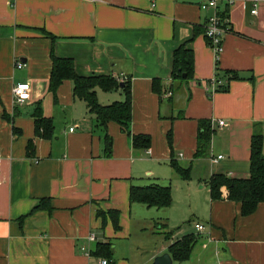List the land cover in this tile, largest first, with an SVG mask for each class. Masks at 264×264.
Here are the masks:
<instances>
[{
	"label": "crops",
	"instance_id": "obj_1",
	"mask_svg": "<svg viewBox=\"0 0 264 264\" xmlns=\"http://www.w3.org/2000/svg\"><path fill=\"white\" fill-rule=\"evenodd\" d=\"M201 1L0 0V264H102L105 258L93 255L97 244L111 240L115 252L114 240L129 236L137 219L146 231L143 264H154L191 233L197 242L190 258L172 264H264V202L243 215L227 187L223 198L212 200L209 186L214 174L249 177L252 136L264 134V0H219L227 32L218 65L205 35L214 10L201 9ZM183 44L194 52V76L174 80V53ZM52 54L73 59L80 75L121 82L112 91L97 89L102 104L125 100L123 82H129L131 133L149 135L150 147L135 148L132 136L111 121L112 154L105 156L104 132L86 102L74 98L73 81L62 82L56 99L49 91ZM17 60L25 65L18 68ZM217 77L226 88L216 89ZM20 83L30 84L23 105L13 95ZM39 104L54 120L52 139L35 137ZM203 121L213 134L197 157ZM31 138L35 156L27 157ZM172 161L190 169L189 180ZM151 184L171 186L170 206L130 201L131 186ZM180 192L190 204L202 195L204 206L200 220L187 221L193 231L175 235L165 227ZM41 202L45 207L34 210ZM99 209H118L121 230L109 216L103 226Z\"/></svg>",
	"mask_w": 264,
	"mask_h": 264
},
{
	"label": "trees",
	"instance_id": "obj_2",
	"mask_svg": "<svg viewBox=\"0 0 264 264\" xmlns=\"http://www.w3.org/2000/svg\"><path fill=\"white\" fill-rule=\"evenodd\" d=\"M222 18L226 17L225 12L221 13ZM218 54L216 65H218ZM52 71L49 81V91L56 99L57 91L65 79L73 81L74 98L86 102L89 113L95 117L96 126L104 132V155L109 157L112 154L113 140L108 133V123L113 121L122 126V129L132 136V142L135 148L147 149L151 144V137L147 134H132V94L129 82H123L125 100L114 101L110 104H102L97 95V89L103 91H112L120 88L121 82L111 75H92L83 76L76 72L74 61L71 58H60L52 54ZM231 74V73H230ZM173 79L184 80L191 79L194 76V52L187 45H181L175 50L173 59ZM235 74H232L234 77ZM217 82V90L226 88L218 83L221 80L214 79ZM159 83L155 82L154 89L160 94ZM34 133L35 137L43 139H52L55 132L54 120L51 117L44 116L41 104L37 105L34 113ZM20 129L14 128L18 133ZM213 129L209 123L203 121L200 123L198 135L197 157L205 154L212 138ZM264 134L255 130L251 140L250 157V175L247 178H231L225 174H214L209 179L210 196L212 200L223 198L222 187H227V198L241 206V213L249 215L253 213L258 205L264 202V152H263ZM35 139H29L26 147L27 157L35 156ZM172 166L176 172L185 180L190 179V169L181 167L177 162L172 161ZM172 189L169 185L151 184L145 186H131L130 201L143 203L148 207H168L172 204ZM44 201V200H43ZM41 202L34 210L44 208ZM98 217L102 219L105 225L107 216L112 220L114 229L121 230L120 211L110 209L107 212L98 210ZM171 235V233L169 234ZM197 242L195 234H187L177 239L169 246V252L173 259L184 261L190 258L192 249ZM93 255L107 259L108 263H114V247L111 240L99 242Z\"/></svg>",
	"mask_w": 264,
	"mask_h": 264
},
{
	"label": "rangeland",
	"instance_id": "obj_3",
	"mask_svg": "<svg viewBox=\"0 0 264 264\" xmlns=\"http://www.w3.org/2000/svg\"><path fill=\"white\" fill-rule=\"evenodd\" d=\"M201 196L202 195H199V199H191L192 204H190V202L186 201V199L183 197V194L180 192V197L177 196L176 202L173 203L172 207L169 209L172 211L170 222L168 221L169 228H165L174 230L175 235H181V232H179L180 229L193 231L194 226L191 222L188 223L187 221L191 218L192 221L201 219L200 212L202 211V205L204 206V200ZM191 206L195 207L196 209L193 210ZM130 227L132 231L130 230L131 233L129 236H126V238H119L114 240L115 244L117 243V248L114 252V260L116 261L115 264H118L119 262L121 264V262L123 261H128L135 264H143V254L144 250H146L147 248L145 246H142L144 245L142 243L146 242V240L143 241L142 238H146L143 235V233L146 231H141L142 225L140 224V221L138 219L133 221ZM152 230L154 231L153 225ZM150 243L151 241L149 238V245ZM150 264H153V262H151Z\"/></svg>",
	"mask_w": 264,
	"mask_h": 264
},
{
	"label": "built area",
	"instance_id": "obj_4",
	"mask_svg": "<svg viewBox=\"0 0 264 264\" xmlns=\"http://www.w3.org/2000/svg\"><path fill=\"white\" fill-rule=\"evenodd\" d=\"M235 0H225L227 4H232ZM256 5L254 4V9L252 10V13H256ZM200 7L203 10L206 9H213L214 13L209 17L206 28H205V35L208 40V43L210 46H212L216 54H219L221 46H222V41H223V36L227 32V28L225 26V18H222L221 12L219 9V0H203L200 3ZM25 64L21 60L16 61V66L18 68L23 67ZM219 83V82H218ZM29 90H30V84L29 83H20L17 84L13 88V95H14V101L18 105H23L28 99L29 95ZM172 94V91L169 90L166 92L165 96H170ZM219 123L223 125L225 123L224 120H220ZM74 128H71L73 130ZM222 157V156H219ZM196 229L199 232H203L205 230V226L201 223H196L195 224ZM95 236L91 235L90 239H94ZM102 264H108L107 259H102L101 260ZM215 264H222L221 262H216Z\"/></svg>",
	"mask_w": 264,
	"mask_h": 264
},
{
	"label": "water",
	"instance_id": "obj_5",
	"mask_svg": "<svg viewBox=\"0 0 264 264\" xmlns=\"http://www.w3.org/2000/svg\"><path fill=\"white\" fill-rule=\"evenodd\" d=\"M172 262L173 258L168 252L157 256L154 260V264H172Z\"/></svg>",
	"mask_w": 264,
	"mask_h": 264
}]
</instances>
